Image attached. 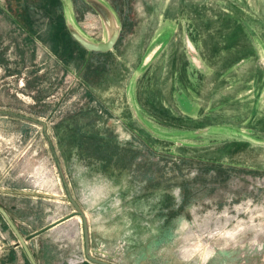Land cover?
Instances as JSON below:
<instances>
[{
    "label": "rangeland",
    "instance_id": "374dc122",
    "mask_svg": "<svg viewBox=\"0 0 264 264\" xmlns=\"http://www.w3.org/2000/svg\"><path fill=\"white\" fill-rule=\"evenodd\" d=\"M61 1L0 0V175L58 194L63 166L82 162L96 176L83 184L93 244H131L113 246L114 263L162 244L161 264H264V60L236 65L264 58V0H99L108 22ZM112 5L123 20L114 49L60 57L63 14L86 41L107 42L121 25ZM42 205V218L63 214ZM14 237L0 215V264H30Z\"/></svg>",
    "mask_w": 264,
    "mask_h": 264
},
{
    "label": "crops",
    "instance_id": "0c3cea01",
    "mask_svg": "<svg viewBox=\"0 0 264 264\" xmlns=\"http://www.w3.org/2000/svg\"><path fill=\"white\" fill-rule=\"evenodd\" d=\"M195 45L198 46V44H194V42H191L192 51H197L195 50ZM259 56L264 60L261 51L255 50L252 56H245L246 58L244 59H238L236 65L242 68L247 67L254 61H256V66L259 67L260 64L257 60V57ZM197 69L201 70L200 66H196L193 72L197 73ZM231 71L233 70H229V73ZM200 72L202 73L203 82L204 73L202 71ZM235 136L238 137V134ZM81 163L82 162H75L73 166H63V168L61 166V168L64 170L63 173H61L63 174V176L58 175L57 178L59 184H62L61 188L58 189V194L50 195L38 193L31 188L23 187L22 185L20 186L17 178H13L11 176L14 174L13 172L10 174L2 173L0 175V206L7 211L11 220L20 231L21 235L24 238H30L27 244L37 264H94L89 260H84L83 262L77 263L73 261V258H75V253H80V255L86 256V244L83 221L81 222L80 220H78L81 217L77 213L75 206L70 202L69 195L79 205L81 210L86 215V218L88 210L86 204L88 201H91L92 198L93 200H95V195L93 197L89 196L87 194V190L83 189V184L87 183L86 181L88 179L92 180V178H96V176H94L93 173L88 172L87 167H82ZM76 164H79L80 166H76ZM72 169L73 171H71ZM16 176H18V174H16ZM91 184L92 181H90V185ZM42 203L56 205L60 208L63 214L57 215V213H54L53 215L46 216V218H42ZM48 211L45 212L47 213ZM87 225L90 240L89 247L94 258L117 264L105 257L106 255L112 256L113 254H115L113 246L116 245V247L118 248V246L120 245L122 247L125 246V248L123 249H130L131 244H93L92 232L89 228L88 218ZM80 228L82 231V241L77 243L72 242L73 240L71 239H73V237L71 238L69 237V235L71 236V234L73 233L75 235L76 230H79ZM10 231L12 234H14L11 229ZM64 236L67 239H65ZM59 237H63L64 240H59ZM14 238V244H17L16 246L20 248L21 246L19 245L18 239L16 238V236ZM60 241H63L62 243L64 244L61 245L62 243H60ZM161 245L162 244H142V246L144 247L140 251V258L142 257L143 261H139V258V260L134 261L133 263L146 264L144 263L146 262V258H151L153 264H161V253L159 252V257L156 255V253L158 254L157 249L161 248ZM172 264H179V262L175 261ZM213 264L224 263H221L220 260H216L215 262H213Z\"/></svg>",
    "mask_w": 264,
    "mask_h": 264
},
{
    "label": "water",
    "instance_id": "95a60500",
    "mask_svg": "<svg viewBox=\"0 0 264 264\" xmlns=\"http://www.w3.org/2000/svg\"><path fill=\"white\" fill-rule=\"evenodd\" d=\"M87 2L100 13V15L104 18L105 21H110L113 17H115L114 12L104 5L99 0H87ZM67 22V20H66ZM67 26L72 34V36L79 42V44L85 48L86 50L90 52H100V53H107L114 49L115 44L117 43L118 39L120 38L121 33V25L114 26L113 30L114 33L111 36V38L107 42H101V43H92L88 42L85 39H83L74 29L70 27V25L67 22ZM63 176V174H61ZM70 202L75 206L77 213L82 218L83 226H84V234H85V244H86V257L89 261H91L94 264H113L110 262H105L103 260H99L97 258H94L91 254V249L89 247L90 240H89V231H88V225H87V218L84 212L81 210L79 205L71 198L69 195ZM0 214L3 217V219L6 221L9 228L12 230L14 235L19 241V245L23 248L28 260L30 261V264H37L27 242L30 240V238H24L20 231L18 230L17 226L14 224V222L11 220L9 214L7 211L0 206Z\"/></svg>",
    "mask_w": 264,
    "mask_h": 264
},
{
    "label": "trees",
    "instance_id": "16d2710c",
    "mask_svg": "<svg viewBox=\"0 0 264 264\" xmlns=\"http://www.w3.org/2000/svg\"><path fill=\"white\" fill-rule=\"evenodd\" d=\"M85 2V4L92 10L95 11V9L87 2V0H83ZM61 4H62V1L60 0ZM113 9L115 10V12L118 14V17L120 19V23H121V33H120V38L122 36V32H123V20L119 14V11L118 9L112 5ZM130 11L132 12V10L130 9ZM21 22L25 25V27L28 29V30H31L33 29L34 27V24H33V21L34 18L33 17H30L28 15V13L25 12V14H23V16H21ZM131 21H133L131 19ZM132 26H131V29L133 28L134 26V22H132ZM54 33H55V41L53 40L54 43H61V45H63V51L61 50L59 52L60 54V57L64 58L65 60L67 59V62L73 60L76 58L75 56V51L78 52L77 55L80 53V55H84L82 53H87L89 56L92 55V54H107V53H100V52H90L88 50H86L85 48H83L79 42L72 36L68 26H67V22H66V19H65V16L63 14V18L62 20H60L58 23H56V25L54 24ZM59 47V46H58ZM67 56V58H66ZM92 74V73H91ZM93 76V75H92ZM89 112V111H88ZM81 114V113H80ZM80 114H73V115H70L68 117L65 118V122H70V124L68 126H64L65 129H69V130H73L72 133H70V137L74 138V135L78 132L79 134H81L82 132V123H79L77 122V116L80 115ZM94 115V114H92ZM98 120L97 118H94V119H91L89 122L87 121L86 124H83V126H85V128H91V125L92 123H96ZM82 122V120L80 121ZM59 125V124H58ZM78 130V131H77ZM74 134V135H73ZM76 140L75 138L73 139V141ZM99 157H96V159H98ZM30 262V261H29Z\"/></svg>",
    "mask_w": 264,
    "mask_h": 264
}]
</instances>
